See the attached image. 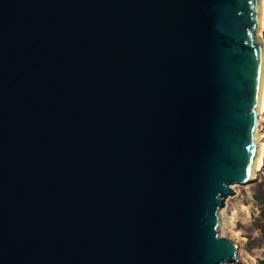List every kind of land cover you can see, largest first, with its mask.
<instances>
[{"label": "water", "instance_id": "obj_1", "mask_svg": "<svg viewBox=\"0 0 264 264\" xmlns=\"http://www.w3.org/2000/svg\"><path fill=\"white\" fill-rule=\"evenodd\" d=\"M262 0H0V264H232L257 178Z\"/></svg>", "mask_w": 264, "mask_h": 264}, {"label": "rangeland", "instance_id": "obj_2", "mask_svg": "<svg viewBox=\"0 0 264 264\" xmlns=\"http://www.w3.org/2000/svg\"><path fill=\"white\" fill-rule=\"evenodd\" d=\"M263 184L264 166L253 182L233 186L236 194L227 199L221 211V236L239 245L241 262L232 264H264V233L260 218L263 205L258 199L263 194Z\"/></svg>", "mask_w": 264, "mask_h": 264}, {"label": "bare ground", "instance_id": "obj_3", "mask_svg": "<svg viewBox=\"0 0 264 264\" xmlns=\"http://www.w3.org/2000/svg\"><path fill=\"white\" fill-rule=\"evenodd\" d=\"M263 29H264V0H262L261 29H260V33H259L260 37L262 39V42H263V47H264ZM260 113H261V118L264 122V88H263V94H262V104H261ZM263 128H264V126H263ZM259 145H260V153L258 156L257 170L261 171L263 166H264V135L262 133L260 136Z\"/></svg>", "mask_w": 264, "mask_h": 264}, {"label": "trees", "instance_id": "obj_4", "mask_svg": "<svg viewBox=\"0 0 264 264\" xmlns=\"http://www.w3.org/2000/svg\"><path fill=\"white\" fill-rule=\"evenodd\" d=\"M262 186H264V184L262 185ZM264 188V187H263ZM258 199H259V201H260V203H261V205H263L262 206V214H261V216H260V218H261V220H262V225H261V230L263 231V233H264V190H263V194H261V196H258Z\"/></svg>", "mask_w": 264, "mask_h": 264}]
</instances>
